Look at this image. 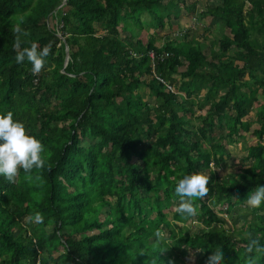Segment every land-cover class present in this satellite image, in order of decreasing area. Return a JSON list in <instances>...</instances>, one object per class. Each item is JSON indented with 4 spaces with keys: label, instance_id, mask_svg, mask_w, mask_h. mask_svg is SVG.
Listing matches in <instances>:
<instances>
[{
    "label": "trees",
    "instance_id": "obj_1",
    "mask_svg": "<svg viewBox=\"0 0 264 264\" xmlns=\"http://www.w3.org/2000/svg\"><path fill=\"white\" fill-rule=\"evenodd\" d=\"M61 1L0 0V114L23 122L46 160L16 183L0 176V264H178L189 253L206 264L217 248L223 264H244L246 233L264 244V206L242 203L264 185V0L198 12L227 30L207 55L189 27L159 46L140 32L162 28L178 4L196 21L195 0ZM17 25L29 33L22 48L51 45L39 75L15 61ZM243 136L256 142L224 184L225 145ZM196 172L210 176V191L194 202L198 215L183 218L175 186ZM240 208L251 218L233 232L218 214Z\"/></svg>",
    "mask_w": 264,
    "mask_h": 264
},
{
    "label": "clouds",
    "instance_id": "obj_2",
    "mask_svg": "<svg viewBox=\"0 0 264 264\" xmlns=\"http://www.w3.org/2000/svg\"><path fill=\"white\" fill-rule=\"evenodd\" d=\"M13 32L15 42L13 48L16 52L15 61L23 64L25 60L31 64L33 75H39L45 67L46 58L51 54V45L40 48L37 43H31L29 47H21L24 43L22 37H27L29 33L17 25ZM45 146L34 135L28 133L23 122L13 118L11 111L7 114H0V176L9 183H16L21 170L29 174L34 169L45 167ZM210 176L202 172L185 175L175 186V195L179 197L176 211L183 218L195 217L198 215L197 200L207 197L210 189ZM248 210H260L264 206V185H258L254 192L248 195L242 202ZM33 222L43 223V216L37 212L33 217ZM157 241L164 237L157 230L155 232ZM261 236L254 235L251 231L246 233L244 239L247 243L244 246V264H261L264 261V244L261 243ZM143 255V252H141ZM224 253L217 248L208 256L206 264H223ZM154 264V262H153Z\"/></svg>",
    "mask_w": 264,
    "mask_h": 264
},
{
    "label": "rangeland",
    "instance_id": "obj_3",
    "mask_svg": "<svg viewBox=\"0 0 264 264\" xmlns=\"http://www.w3.org/2000/svg\"><path fill=\"white\" fill-rule=\"evenodd\" d=\"M220 0H195V15H196V21L192 25V15L187 13L186 9L182 7L181 5H177L176 7L169 8V19L166 21L164 20V24L162 28H155L154 25L150 24L147 27H144L140 30V32L143 34L142 41L145 43L149 37L153 38L154 44L156 46H159L162 42H164L166 39H174V36L179 35L178 33H181L185 28L189 27L188 32V38L192 39L193 41L199 43L201 49L206 53V55L209 52V49H216L215 40L218 39L219 35L221 33H227V30L223 27H220L216 23H214L213 20H210L209 15L206 16H198V12L200 11H206V8L212 7L214 5H217ZM143 17V16H142ZM145 17V16H144ZM47 22L49 26H51L54 22V20L48 18ZM191 29V30H189ZM98 33H102L101 30L97 31ZM124 33H120V37H123ZM178 40H181V38H177ZM214 43V44H212ZM231 54V51L228 52ZM182 69V68H180ZM179 69V70H180ZM177 76V75H175ZM147 91L144 90V94ZM145 98L147 96L144 95ZM205 112V109L202 110H196L195 114L200 113L201 116H203ZM194 114V115H195ZM190 117L191 127L194 128L200 124V119H198L196 116ZM254 109H252L245 117H243V120L247 121L249 123V131L256 127L255 119H254ZM248 133H246L247 135ZM256 142L254 137L246 136L243 138H239L235 143H232L230 145H225L227 156L224 155V163L223 167H220L216 170V174L218 176V180L222 183L226 184L221 177H225L229 175L230 173L234 172L236 167V162L238 158L245 154L244 148L248 145H252ZM173 207L175 208L176 205L174 204ZM224 206L217 205L214 207V210L218 211L223 209ZM246 213V209L240 208L236 211L230 212L229 214H222L219 213L218 216L224 218L225 223L224 226H228L229 228H232L233 232L238 229L245 219L248 221L251 216L250 214H246L247 216L243 218V216ZM194 229H197L200 227L196 222H191L189 227H192ZM163 239H167V232L166 230H163L162 232ZM194 262V256L192 254H187L186 256H180L178 255V259L176 260V263L178 264H192Z\"/></svg>",
    "mask_w": 264,
    "mask_h": 264
},
{
    "label": "built area",
    "instance_id": "obj_4",
    "mask_svg": "<svg viewBox=\"0 0 264 264\" xmlns=\"http://www.w3.org/2000/svg\"><path fill=\"white\" fill-rule=\"evenodd\" d=\"M195 22V19L194 18H192V25H191V28L193 27V24H195L194 23ZM147 55L149 56V58L152 60L153 58H155V57H160V58H163V57H166L167 56V53L166 52H164V53H162V54H159V55H156V54H154L152 51H149L148 53H147ZM35 78L33 79V82H35ZM158 80L159 81H161L162 82V80L161 79H159L158 78ZM163 83V82H162ZM164 84V83H163ZM168 89H170V86L169 85H167V84H164ZM171 90V89H170Z\"/></svg>",
    "mask_w": 264,
    "mask_h": 264
},
{
    "label": "water",
    "instance_id": "obj_5",
    "mask_svg": "<svg viewBox=\"0 0 264 264\" xmlns=\"http://www.w3.org/2000/svg\"><path fill=\"white\" fill-rule=\"evenodd\" d=\"M64 2H65V0H62L61 3L58 5V7H60L62 4H64ZM58 7H56L55 9H57ZM57 36H59V35L57 34ZM64 52H65V56H64L63 66H65L67 58H68L66 45L64 46Z\"/></svg>",
    "mask_w": 264,
    "mask_h": 264
}]
</instances>
